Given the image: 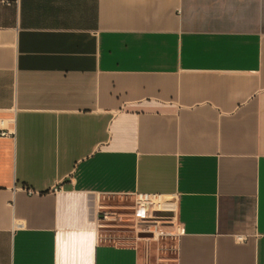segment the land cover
<instances>
[{"label": "crops", "instance_id": "obj_1", "mask_svg": "<svg viewBox=\"0 0 264 264\" xmlns=\"http://www.w3.org/2000/svg\"><path fill=\"white\" fill-rule=\"evenodd\" d=\"M0 122V264H264V0H0Z\"/></svg>", "mask_w": 264, "mask_h": 264}, {"label": "built area", "instance_id": "obj_2", "mask_svg": "<svg viewBox=\"0 0 264 264\" xmlns=\"http://www.w3.org/2000/svg\"><path fill=\"white\" fill-rule=\"evenodd\" d=\"M0 137H11L13 133L2 128ZM56 187L53 191H59ZM177 196L161 194H134L123 204L107 203L97 206L96 226L101 230L131 228L135 237L147 246L149 243L171 241L182 233L176 223ZM161 249H164L161 248ZM171 259L157 258L155 264H170Z\"/></svg>", "mask_w": 264, "mask_h": 264}, {"label": "rangeland", "instance_id": "obj_3", "mask_svg": "<svg viewBox=\"0 0 264 264\" xmlns=\"http://www.w3.org/2000/svg\"><path fill=\"white\" fill-rule=\"evenodd\" d=\"M105 234V232H104ZM106 235V234H105ZM113 235L115 236V233H110L108 236H111L113 238ZM117 236V235H116ZM153 245H156L155 243H153Z\"/></svg>", "mask_w": 264, "mask_h": 264}]
</instances>
